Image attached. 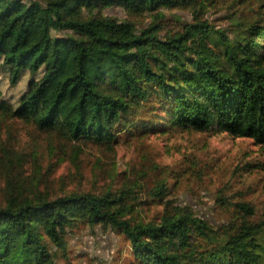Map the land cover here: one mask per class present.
Here are the masks:
<instances>
[{
  "label": "trees",
  "instance_id": "obj_1",
  "mask_svg": "<svg viewBox=\"0 0 264 264\" xmlns=\"http://www.w3.org/2000/svg\"><path fill=\"white\" fill-rule=\"evenodd\" d=\"M110 6L149 21L104 14ZM221 9L229 28L205 16ZM0 63L13 84L31 76L16 101L0 100V123L30 122L75 146L180 128L264 148V0H0ZM160 174L146 189L137 175L97 192L9 193L0 204V264H54L79 224L123 233L131 264H264V209L234 202L231 219L212 227L166 198V169ZM148 199L162 204L151 216Z\"/></svg>",
  "mask_w": 264,
  "mask_h": 264
},
{
  "label": "rangeland",
  "instance_id": "obj_2",
  "mask_svg": "<svg viewBox=\"0 0 264 264\" xmlns=\"http://www.w3.org/2000/svg\"><path fill=\"white\" fill-rule=\"evenodd\" d=\"M248 11L244 12L246 18L250 17ZM102 12L138 20V25L149 21V17H135L120 6ZM166 13L180 21L191 19L188 11ZM205 16L216 27H230L226 9L210 10ZM30 78L24 71L11 83L0 63V100L16 101ZM162 169H166L170 184L166 198L191 208L212 227L231 219L234 202L248 201L258 211L264 209V148L250 137L169 128L141 137L123 132L111 147L75 146L38 131L30 122L9 119L0 123V204L9 193L23 196L42 191L55 196L75 190L97 192L119 186L124 176L141 175L146 189L161 176ZM147 201L149 216L162 208L158 199ZM66 241L65 251L56 253L54 264H131L133 260L127 237L110 227L79 224L68 231Z\"/></svg>",
  "mask_w": 264,
  "mask_h": 264
}]
</instances>
